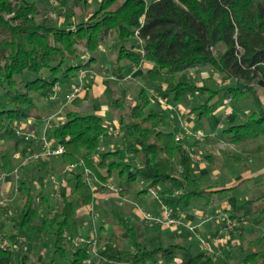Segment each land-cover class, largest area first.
<instances>
[{
    "label": "trees",
    "instance_id": "1",
    "mask_svg": "<svg viewBox=\"0 0 264 264\" xmlns=\"http://www.w3.org/2000/svg\"><path fill=\"white\" fill-rule=\"evenodd\" d=\"M98 4L86 19L58 27L34 1L0 0V176L12 174L15 164L20 165L30 150L38 148L39 144L27 145L14 132L19 123L28 130L29 118L43 119L35 95L47 96L66 80L78 78L81 70H90L94 52L108 38L113 41L115 74L133 67L142 69V80L147 83L140 87L135 101L125 97L112 100L118 141L126 154L123 161L119 160L120 149L101 150L103 138L111 134L103 117L67 110L63 119L50 121L53 145L64 147L58 156L60 173L74 171V183L67 194L62 193L52 218L48 215L53 209L48 205V214L38 223L37 204L44 197L34 196L27 182L19 179L21 208L11 215L0 207V264H224L214 255L178 242L165 245L153 240L149 246L126 247L117 234L100 246L93 259L84 246L71 249L64 234L73 225L77 206L89 207L96 186L106 189L102 184L111 178L119 181L126 175L127 183L137 179L146 183L139 193L151 197L150 211L158 213L166 205L174 215L190 202L208 205L237 186L201 187L191 155L204 145L175 141L174 129L164 120L166 109L150 106V91L168 94V101L174 104L190 95L215 94L195 85L188 73L208 65L227 80L228 95L249 91L259 103V109L223 129L225 142L240 144L263 138L264 104L258 92H264V0H99ZM67 13L73 15L69 8ZM80 55L83 57L77 61ZM144 63L151 67H143ZM70 165L73 167L67 169ZM84 169L95 179L91 185L83 179ZM254 179L260 180L257 197L229 211L231 218L250 215L252 225L261 227L259 235L248 239L240 228L235 240L243 252L241 264H264V172ZM54 181L59 184L52 179L54 186ZM117 187L119 196L128 192L125 184ZM150 187L156 196L149 194ZM124 228L134 239L143 235ZM45 236L54 239L49 243L53 252L49 245L44 246ZM2 240L7 242L5 247ZM46 252L49 255L40 260Z\"/></svg>",
    "mask_w": 264,
    "mask_h": 264
},
{
    "label": "rangeland",
    "instance_id": "2",
    "mask_svg": "<svg viewBox=\"0 0 264 264\" xmlns=\"http://www.w3.org/2000/svg\"><path fill=\"white\" fill-rule=\"evenodd\" d=\"M25 1L36 2V4L42 10H45L47 12L48 16L53 22V25L58 27L67 26L70 20H72L73 24H75L78 23L81 19H86L90 13L97 9L99 5V0H56V4L54 5L52 4L51 0ZM68 8L71 9L73 14L72 16H68ZM112 42V39L108 38L100 45V47L94 52L95 61L93 62V64L95 63L96 66L106 67V71L101 73V75H103L107 81H110V85L108 86L107 84L109 88H106L100 98L89 100L91 104L95 105L96 108L105 107L104 110L102 109L104 113L102 117L111 130H113L115 126V112L113 110L112 100L115 97H125L129 102L135 101L140 87H145L147 85L145 80L135 83L134 80L130 78L128 84L124 83L125 86H123L122 88L118 85V78H111L112 74L115 73L112 68L113 61L111 62L109 60V57L113 52ZM219 49L221 50V48ZM82 57L83 56L80 55L76 60H81ZM85 59L88 58L85 57ZM91 68L92 69L90 70L83 69L86 72L81 79L83 85L82 89L84 88V83L87 76L86 74L89 71L91 72V70L94 71L93 66H91ZM99 68L97 67V69ZM200 69L203 70L200 72H207L203 77V79L205 80V84L203 85L206 88L210 89L212 92H216L215 94L205 92L201 97L194 95V100L189 99V96H187L182 103L178 102L174 104L170 103L168 99L164 97L163 93L161 94L159 91L158 93H156L162 99V101L167 104L168 108L166 109V111L168 112L165 115L164 120L168 123L170 122L173 127L179 126L180 122H182L193 132H199L204 134L205 136L210 135L211 133L218 132L222 136H224L225 134L223 133V129H227L230 125L239 123L244 117L250 114V112L259 109V103H257L255 96L251 92L246 91L244 93L234 94L233 96H230L227 94V88H225L224 86L225 84H227V81L225 79H222L220 75L215 74V71H213L208 65L202 66L200 67ZM128 70L130 69H125L124 71H122L120 77L123 75L125 76ZM190 70H188V73ZM190 78L194 82L199 81L198 79H200L199 77H195L193 79V75H190ZM93 79L94 76L91 77V80ZM87 80L89 81V78ZM79 83V78L72 77L66 80L61 88L54 87L53 91L51 93H48L47 96H40L39 94H36L35 103L37 107L40 108V114H45L44 120L46 121L39 126L35 125L36 127L34 128H31V126H27L28 130L37 129L35 131H38L42 137L50 142L52 141L50 130L48 129V127L44 129L45 124L47 123V119L55 121L61 120L64 118L67 109L78 110L82 114L93 113L91 112V110H85L86 108L83 105L85 99H79L78 97H74L71 100L65 99V94L67 93L64 92L66 90L65 88L70 84L76 86ZM90 84L91 82L89 81V85ZM112 86L117 91L112 93ZM58 90L60 91L59 93ZM262 95H264V92H260L259 90V99L262 97ZM58 96L61 97V101L56 102L55 105V102L53 101L59 100ZM150 96L152 100V104L150 106L156 110L162 109L160 107L163 106L158 104L155 99H153L152 93H150ZM177 104H181L180 110L182 112L177 109ZM187 108L193 110H188ZM208 137L209 136H207V138ZM207 138L205 137L202 141L197 142L198 145L203 144L204 146L202 148H196V151L200 152V156L199 159L195 160L193 163L194 171L198 176L197 180L200 182L201 187L203 189H206L212 187L216 188L218 185V187H225L226 185L233 186L235 184L237 186L234 187L226 196H218L217 198H215L214 202L216 200L218 201L215 206H213L214 203L212 202L208 205H205L202 202H190L189 205H191L193 209L202 210L203 214L201 218L204 220H207L206 218H209L210 216L215 214V212L220 211V213H224V206L228 207V209H234V207L241 205L248 199L256 198L258 194L256 192V185L260 180H258L259 178L254 179V177L258 176V173L253 174L252 177L248 176L256 171L261 172L259 174H262L264 172V137L256 140L246 141L240 144L224 143L223 140H221L223 142H220V139L209 140ZM187 139L194 140L192 137H187ZM4 140L7 141V139ZM0 144H2V142ZM118 149H120L119 160L123 161L126 157V154L122 151L121 147H118ZM231 156L239 158L241 162H234ZM45 168L46 166L43 165L40 174H32L30 179L27 180L28 187L31 189V193L34 196L37 194L38 190L41 189V180H48L47 176L45 175ZM78 170L79 169L75 171ZM246 174L249 175L247 176ZM245 176L250 179L242 182V180L240 179L241 177ZM125 178L126 175L123 176V178L119 181L114 178L109 179V181H111L115 186H122L125 184L128 188L127 197L126 194L124 196H119L118 193L110 191L117 196L115 198L116 200L114 202L109 201L108 206L104 208H99L97 204L100 201L93 198L94 203H91V205H95L91 206V211L88 210L90 207H85L86 209L83 219L76 221L78 227H74L73 225H71L70 229L64 234V237H66L65 242H67V244L71 246V249L76 246L72 242L74 238L89 237L90 234L97 235L99 237L97 245L95 247V251H91V256L93 257V259L96 258L97 251L100 246L104 242H106L109 237H112L113 234H117L122 239V243L126 247L133 248L136 244L148 246L150 245L151 239L149 237V231L151 230V226H155L154 223L149 222L144 224V221L141 217L137 218L134 215V210H138L141 212V209H144L143 206L148 199V196L139 193L140 190L144 189L146 183L140 182L138 179L135 182L127 183L125 182ZM50 183L49 185L51 186L52 183ZM73 183L74 182L72 180L71 184ZM1 197L5 199L7 203L4 207L5 209H3L4 211H8L10 213V211H12L14 207H17V210L21 208L22 204L20 194L13 202L11 201L9 196L5 197L2 195ZM120 198H123L121 202L125 204L123 209H125L126 212H124V210L121 209L122 206L118 205V203L116 202L117 199L120 200ZM45 202H48L52 209H57V202L54 197H46ZM41 205V202L37 204L38 207H40ZM211 205L213 208H210ZM46 208L47 207L45 206L43 208L45 210L42 209L45 214L48 212ZM77 209L81 210L82 207L77 206L76 210ZM226 213L229 215L228 210ZM5 217L8 219V221L10 220L9 216ZM233 218L237 222L236 225L228 235L221 238L222 242L218 245L219 252L217 253V255H214L221 263L224 262V264H241L242 262L243 252H241L240 249L236 247L237 243L235 240L240 233L241 227L243 228L242 235L245 239L255 237L261 232V227H255L252 225V218L250 215L245 217H241V215H239L237 217L234 216ZM101 226H105L107 230H113H109L103 234H100L99 228ZM124 227L134 228L135 233H142L143 235L139 237L137 236V238L134 239L135 236H130V233ZM155 228L158 229V227ZM172 228H175L174 231L177 236H175L174 240L169 237H163L162 241L165 245H169L173 242H178L190 247L193 251H198L202 250L200 239L210 241L208 239V236L201 231V227L187 230L183 227V225H179ZM53 241L54 239L52 238V236L46 237V239H44V242L46 243L44 244V246L47 247V245H49V251L51 252L54 251L53 246L50 245L51 243H53ZM48 255L49 252L40 255V260L45 259ZM55 257L56 260H59L58 255ZM157 262H153L152 264H158ZM85 264H90V261H87Z\"/></svg>",
    "mask_w": 264,
    "mask_h": 264
},
{
    "label": "crops",
    "instance_id": "3",
    "mask_svg": "<svg viewBox=\"0 0 264 264\" xmlns=\"http://www.w3.org/2000/svg\"><path fill=\"white\" fill-rule=\"evenodd\" d=\"M109 58H110L109 60L111 62L114 60V53L113 52H112V55ZM92 66L94 68V71L91 70V72L89 71L86 74L87 75L86 79L84 78L85 79L84 88L82 89L81 93H79L76 97H78L79 99H85V101L83 102V105L86 108L85 110H91V112H93V113H95V114H97V115L102 117V115L104 114L103 110L105 109V107L96 108L95 105L91 104V102L89 100L90 99H98V98H100L103 95V93L106 90V88H109L108 86L110 85V81H107L106 78L103 75H101V73L106 71V67L96 66L95 63ZM97 67L98 68L100 67V68L97 69ZM143 67H145V68L146 67H151V65L149 63H144ZM200 71H203V70H201L199 67H195V68H193V69H191L189 71V76L193 75V79L195 77H199L200 79L197 78L199 81H195L194 82L195 85L204 86L203 84H205L204 83L205 80L203 79V77H204V74H206L207 72L206 71L200 72ZM94 72H96V73H94ZM214 73L219 75L217 72H214ZM120 75L121 74H115L114 73V74H112L111 78L112 79H117L118 78V83H119L118 85L121 86L122 88H123V86H125L124 83L128 84V81L130 80V78L133 79L135 83L139 82V81H143L142 80L143 79V70L142 69H135L133 67L132 70H128L126 72L125 76L123 75V76L120 77ZM92 76H94L93 80H91ZM88 78H89V81L91 82L90 85H89V81L87 80ZM107 84H108V86H107ZM72 87H74L73 84L68 85L65 88L66 90L64 92L68 93L72 89ZM163 88H165V87H163ZM115 91H117V90H115L114 87L112 86V93L115 92ZM59 92L60 91L58 90V93ZM150 92L152 94L155 93L154 91H150ZM201 96L202 95H199L198 97H201ZM164 97L166 99H168L167 98L168 94H165ZM58 99H59V101L58 100L53 101V102H55V105H56V102H60L61 101V97L58 96ZM189 99H193L194 100L195 98H194V96L190 95ZM260 99H261V103L264 104V95H262V97ZM180 102L182 103L183 101H180ZM180 105L181 104H177L176 105L177 109H179V111H181L180 110L181 109ZM160 108L165 110L168 107H160ZM188 110H192V109H188ZM70 111H78V110L70 109ZM44 119H45V114L43 115V119L41 121H37L34 118H29L28 121H27V125L31 126V128H34V127H36L35 125L39 126L40 124L44 123L46 121ZM50 121L51 120L47 119V123L45 124L44 129L46 127H48V124L50 123ZM18 125L23 126L22 123H19ZM114 125H115V123H114ZM169 125H170V127L172 129H174V131H176V129H177L176 126L173 127V125L170 122H169ZM114 129H115V126H114ZM31 130H33V129H31ZM35 130H37V129H34L33 131H35ZM35 132L38 135H40V133L38 131H35ZM209 136H211L210 138H208L209 140H212V139L213 140H216V139L219 140L220 139V142L224 141V143H228V142H225L224 136H222L218 132L217 133H211ZM221 140H223V141H221ZM102 141H103V145H102V149H101L102 151H104L106 149H110V148H115V147L118 148V147H120V143L118 141V137L117 136H113L112 134H109V136L104 137ZM185 142H186L187 145H193L196 141L186 139ZM50 143L53 144L52 141H50ZM35 148H37V146H35ZM15 154L16 153H14L13 156ZM18 164H15L13 169H15L16 166H18ZM43 165L46 166L45 175L47 176L48 180H46V179H42L41 180V183H42L41 184V189L38 190V192H37V194H39V196H43L44 197V199H42L40 201L42 205L39 207V214H38L37 219H36V221L38 223L40 222L41 217L43 216V214H45L44 211H43L45 209H43V208L45 206L47 207L49 205L48 202H45V198L46 197H48V198H53L54 197L56 202H57V204H58V200L61 197L62 193L66 192V194H67L69 192L70 188L73 185V184H71V182H72L73 177H74V171H68V172L62 171L60 173V169L62 168L61 165H60V160H59V157H55V158H52L49 161H45V162H41V163H31V164L20 165L19 166V177L17 179L14 177L13 174H10V173H7V175H5L3 179H0V194H3L6 197L9 196L11 201L13 202L17 198V196L19 194H20V196L22 194V189H21V187L19 185V179H22V181H25L28 184L27 180L30 179L32 174H35V173L36 174H40L41 173V168H42ZM255 173H258V175H259V173H261V172L256 171V172H254V173H252L250 175L249 174H246V175L247 176L249 175L248 177H250V176L252 177V175L255 174ZM247 176L241 177L240 180L248 178ZM52 179L58 180L59 184H55V186L53 184H51L52 182L50 183V181H52ZM49 183L51 184V186L49 185ZM235 185H233V186H235ZM218 186L216 188H219ZM225 187H230V186L226 185ZM142 194L143 195L145 194L146 196H148V199L146 200V202H145V204L143 206L144 209H141V212L138 211V210H134V215L137 218H139V217L142 218V215H141L142 214V210H145V209L152 210L153 209L152 202H151V197L149 198V195L146 194V193H142ZM116 197L117 196L114 193H111L109 189H107V188L103 189V188H100L98 186H96V191H95V193L93 195V198L95 200H99L100 201L97 204V206L99 208H101V207L104 208V207L108 206V202L109 201L114 202L116 200L115 199ZM126 197H127V193H126ZM123 198H120V200L117 199L116 202L118 203V205L122 206L121 209L124 210V212H126V210L123 209L125 204L121 202V200H123ZM92 203H94V201ZM212 203H214L213 206H215L218 203V201L216 200L215 202H212ZM93 205H95V204L89 205V207H90L88 209L89 211H91L90 209L92 208L91 206H93ZM211 207H212V205L210 206V208ZM16 208L17 207H14V209H12V211H10L11 215H12V213L15 214L18 211ZM85 209L86 208H82L81 210L80 209L76 210L75 220L73 221V226L74 227H76V226L78 227L76 221H78L80 219H83V217L85 215L84 214L85 213ZM227 210L230 211V210H233V208L232 209H228V207L224 206L223 212L226 213ZM181 211L184 214V217H183L182 220H183V224H184L183 227L185 229L191 230L189 228L193 229V228H198V227L200 228L201 227V231L204 232L205 235L208 236L209 240L211 239V236L217 230V225L215 224L214 220H204V219H202L201 218V215L203 214L202 210L193 209V207L191 205H189V204L186 205V208L182 209ZM0 213H1V211H0ZM218 213H220V211L219 212H215V214H213V215H216ZM1 220H3V217H0V221ZM7 221H5L6 224H8ZM144 224H146V223L144 222ZM154 225H155L154 227L151 226V228H150L151 230L149 231L150 232L149 237L151 239L150 241L154 240L156 242H159V241L163 242L162 241L163 237H169V238L174 240L175 236H177L175 234V231H174L175 228H172V227L166 226V225H158L156 223H154ZM155 227H158V229L155 228ZM109 230H113V229H109ZM109 230H107V228L105 226H101L99 228L100 234H103V233H105L106 231H109ZM46 237L47 236H45L44 239H46ZM155 237H157V238H155ZM210 246L212 248H215V245H213L211 243V241H210Z\"/></svg>",
    "mask_w": 264,
    "mask_h": 264
},
{
    "label": "built area",
    "instance_id": "4",
    "mask_svg": "<svg viewBox=\"0 0 264 264\" xmlns=\"http://www.w3.org/2000/svg\"><path fill=\"white\" fill-rule=\"evenodd\" d=\"M52 4H56V0H51ZM85 70H81L78 74V78L80 80V83L74 87L65 95L66 100H71L72 98L76 97L82 90V82L81 79L83 78V75L85 74ZM153 98L155 101L160 104L163 107H167V104L162 101V99L156 94H153ZM176 131L174 133V139L177 142H184L187 137H192L194 141H202L205 138V135L202 133H196L193 132L191 129H189L184 123L180 122V125L176 127ZM15 135L18 136L19 138H22L25 144H30L31 142L37 143L38 148L36 150H30L26 156L21 160L20 165H25V164H31V163H38V162H44V161H49L52 158L58 157L61 154L64 153V147L61 144H51L48 140H46L44 137L38 138L37 134L33 130H26L24 129L21 125H18L14 128ZM111 134L113 136L119 135V132L117 129L111 131ZM193 161L199 159V153L196 151L192 155ZM14 157H18V153L14 155ZM18 165L13 171L12 174L14 177L17 179L19 177V171ZM73 166L70 165L67 167L72 168ZM4 175L0 176L2 178ZM83 179L85 182L88 184H92L95 182V179L91 177L90 171L88 169H84L82 172ZM55 184H58L57 182L54 181ZM107 189L114 193H118V187L115 186L111 181L107 180L104 184ZM149 194L156 196V192L153 187L148 188ZM6 200H0V207H5L6 205ZM56 210L53 209L50 211L48 217L52 218L54 215V212ZM142 219L145 223L153 222L158 225H166L170 227H177L179 225H183V217L184 214L182 211L177 212L176 215L173 214L171 209L166 206V205H161L160 210L158 213H153L152 211L145 209L142 210ZM202 217V215H201ZM208 219H212L215 221V224L217 225V230L216 232L211 236V243L215 245V248H212L210 246V241L200 239V244L202 246V250L207 254V255H217L218 251V245L222 242V239L224 236L228 235L233 227L236 225V220L234 218H231L227 213H218L216 215L210 216ZM192 229V228H189ZM72 242L76 246H84L88 249H90L92 252L95 251V247L97 245V236L96 235H91L89 237H76L72 240ZM7 245L6 240H2L1 246L5 247Z\"/></svg>",
    "mask_w": 264,
    "mask_h": 264
}]
</instances>
